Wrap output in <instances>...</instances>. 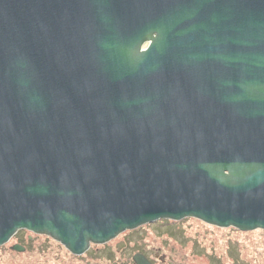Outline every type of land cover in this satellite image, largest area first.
I'll list each match as a JSON object with an SVG mask.
<instances>
[{"label": "water", "instance_id": "1", "mask_svg": "<svg viewBox=\"0 0 264 264\" xmlns=\"http://www.w3.org/2000/svg\"><path fill=\"white\" fill-rule=\"evenodd\" d=\"M187 216L264 229V0H0V246Z\"/></svg>", "mask_w": 264, "mask_h": 264}, {"label": "rangeland", "instance_id": "2", "mask_svg": "<svg viewBox=\"0 0 264 264\" xmlns=\"http://www.w3.org/2000/svg\"><path fill=\"white\" fill-rule=\"evenodd\" d=\"M162 220L124 230L103 244L90 243L82 254L72 253L53 237L18 229L0 246V264H135L136 252L152 264H264V229L243 232L190 216ZM15 243L27 250L11 251Z\"/></svg>", "mask_w": 264, "mask_h": 264}, {"label": "bare ground", "instance_id": "3", "mask_svg": "<svg viewBox=\"0 0 264 264\" xmlns=\"http://www.w3.org/2000/svg\"><path fill=\"white\" fill-rule=\"evenodd\" d=\"M241 231H243V232H244V231H246V230H241ZM32 233H33V234H36V233H34V232H32ZM16 252H17V251H16ZM19 252H21V251H19Z\"/></svg>", "mask_w": 264, "mask_h": 264}, {"label": "trees", "instance_id": "4", "mask_svg": "<svg viewBox=\"0 0 264 264\" xmlns=\"http://www.w3.org/2000/svg\"><path fill=\"white\" fill-rule=\"evenodd\" d=\"M162 221H163L164 223H165V222H167L166 220H165V221H164V220H162ZM166 224H167V223H166ZM26 250H27V249H26ZM11 251H12V250H11ZM13 252H14V251H13Z\"/></svg>", "mask_w": 264, "mask_h": 264}]
</instances>
